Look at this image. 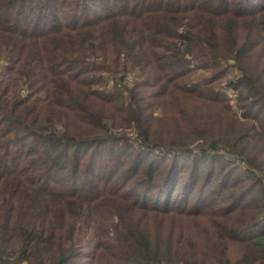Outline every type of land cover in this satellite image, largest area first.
Wrapping results in <instances>:
<instances>
[{"label":"trees","instance_id":"trees-1","mask_svg":"<svg viewBox=\"0 0 264 264\" xmlns=\"http://www.w3.org/2000/svg\"><path fill=\"white\" fill-rule=\"evenodd\" d=\"M0 264H264V0H0Z\"/></svg>","mask_w":264,"mask_h":264},{"label":"rangeland","instance_id":"rangeland-1","mask_svg":"<svg viewBox=\"0 0 264 264\" xmlns=\"http://www.w3.org/2000/svg\"><path fill=\"white\" fill-rule=\"evenodd\" d=\"M107 147H103L102 149H100V152L96 155V165H95V167L97 168V169H99L101 172H105L109 167H111V163L109 162L108 163V165H105V164H100V163H102V161L101 160H99V158L98 157H105V152L107 151ZM164 157V156H163ZM164 158H162V160H163ZM165 162L166 163H169V162H171L170 160H169V158L167 159L166 158V160H165ZM236 166V165H235ZM85 169V168H84ZM231 168H227V170L228 171H231L230 170ZM81 175L84 177V178H88V176H87V173H86V170H84L83 172H81ZM92 177V176H91ZM89 179H93V177L92 178H89ZM212 191V190H211ZM220 191H222V190H219L217 193H219ZM197 192H195V194H196Z\"/></svg>","mask_w":264,"mask_h":264}]
</instances>
